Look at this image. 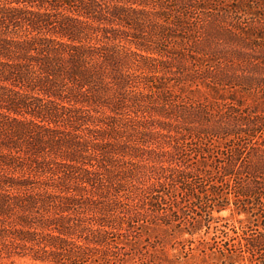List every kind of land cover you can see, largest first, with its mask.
<instances>
[{"label":"trees","instance_id":"trees-1","mask_svg":"<svg viewBox=\"0 0 264 264\" xmlns=\"http://www.w3.org/2000/svg\"><path fill=\"white\" fill-rule=\"evenodd\" d=\"M199 256L264 264V0H0V259Z\"/></svg>","mask_w":264,"mask_h":264},{"label":"rangeland","instance_id":"rangeland-1","mask_svg":"<svg viewBox=\"0 0 264 264\" xmlns=\"http://www.w3.org/2000/svg\"><path fill=\"white\" fill-rule=\"evenodd\" d=\"M217 216V215H216ZM221 218L224 219L223 223H228L230 226H236L239 227V223L238 220L239 219H244L243 216L238 217V216H232L230 212H223L219 215ZM203 235V233H202ZM212 235L210 234L209 236H205L206 239L210 238ZM188 237V236H186ZM198 238V237H197ZM179 250L181 251V249L179 248ZM179 250L176 251H172L169 249V256L173 259V255H178L179 254ZM183 263L184 264H209L206 262V260H203L201 256L197 257L195 260L192 261H188L187 258L183 259ZM0 264H42L40 262H35L31 259H15V260H1L0 259Z\"/></svg>","mask_w":264,"mask_h":264}]
</instances>
